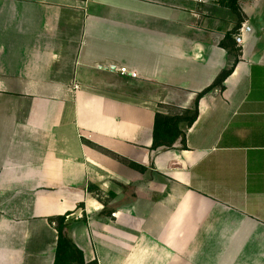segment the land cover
<instances>
[{
	"label": "crops",
	"instance_id": "0c3cea01",
	"mask_svg": "<svg viewBox=\"0 0 264 264\" xmlns=\"http://www.w3.org/2000/svg\"><path fill=\"white\" fill-rule=\"evenodd\" d=\"M264 0H0V264H264ZM125 68L126 72H121ZM76 85V86H75ZM121 159L145 167L139 171Z\"/></svg>",
	"mask_w": 264,
	"mask_h": 264
},
{
	"label": "trees",
	"instance_id": "16d2710c",
	"mask_svg": "<svg viewBox=\"0 0 264 264\" xmlns=\"http://www.w3.org/2000/svg\"><path fill=\"white\" fill-rule=\"evenodd\" d=\"M224 6L231 8L238 16L236 27L233 34H227L220 44L232 51L235 59L232 65L223 69L214 82L197 94L195 105L192 109L180 110L175 114L163 113L157 111L155 114V123L153 129V148L160 146L171 147L175 141L181 137L183 146L186 145L184 131L180 128L181 123H186L191 126L198 116L199 99L207 92L214 88L222 90L224 81L230 75L235 63L240 55L241 48L233 46L231 41L234 40V34L239 30L242 23V13L238 4V0H220ZM127 165L139 171H145V167L127 159H121ZM69 213L49 217V221L55 225L57 230V243L55 249V264H86L83 257V252L77 247L73 240L66 232L67 225L70 221Z\"/></svg>",
	"mask_w": 264,
	"mask_h": 264
},
{
	"label": "built area",
	"instance_id": "2783aa9c",
	"mask_svg": "<svg viewBox=\"0 0 264 264\" xmlns=\"http://www.w3.org/2000/svg\"><path fill=\"white\" fill-rule=\"evenodd\" d=\"M250 27L249 26H245L244 24L239 27V30L236 34H234V38L236 40L237 43H241L243 40V34L247 31H249ZM121 72H126L125 68L121 69ZM76 86V85H75Z\"/></svg>",
	"mask_w": 264,
	"mask_h": 264
},
{
	"label": "rangeland",
	"instance_id": "374dc122",
	"mask_svg": "<svg viewBox=\"0 0 264 264\" xmlns=\"http://www.w3.org/2000/svg\"><path fill=\"white\" fill-rule=\"evenodd\" d=\"M263 7H264V3H263Z\"/></svg>",
	"mask_w": 264,
	"mask_h": 264
}]
</instances>
